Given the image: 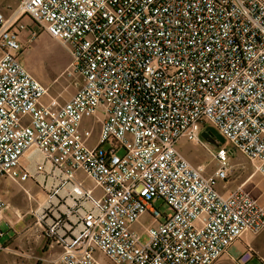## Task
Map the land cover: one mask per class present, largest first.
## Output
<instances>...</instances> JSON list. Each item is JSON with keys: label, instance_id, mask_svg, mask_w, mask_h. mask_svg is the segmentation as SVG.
Here are the masks:
<instances>
[{"label": "built area", "instance_id": "built-area-1", "mask_svg": "<svg viewBox=\"0 0 264 264\" xmlns=\"http://www.w3.org/2000/svg\"><path fill=\"white\" fill-rule=\"evenodd\" d=\"M22 17L70 54L68 101L45 102L20 61V32L26 45L36 35ZM0 49V178L46 194L34 215L59 251L50 264H215L264 230L251 192L217 188L234 152L201 136L214 128L264 179V0H19L15 17L0 13ZM183 140L217 161L214 174ZM255 256L247 246L235 262Z\"/></svg>", "mask_w": 264, "mask_h": 264}, {"label": "rangeland", "instance_id": "rangeland-1", "mask_svg": "<svg viewBox=\"0 0 264 264\" xmlns=\"http://www.w3.org/2000/svg\"><path fill=\"white\" fill-rule=\"evenodd\" d=\"M26 23L28 30L33 31L36 35L34 43L27 44L24 47V51L19 55L20 61L26 66L34 78L49 89V98L47 100L45 99V101H50L52 98L62 103L64 99H67V94L73 90L72 87L75 88L77 80L67 72L72 61L71 56L62 47L60 42L52 39L47 33H43L44 31L31 23L28 18ZM98 135L99 134L96 132L91 143L92 146L97 143ZM217 142L218 141L215 139L213 142H209L214 151L218 150L217 145H219L228 149V152H234L233 154H230L228 178L225 182H218V190L221 193L228 194L239 187H243L245 190L251 192L252 196L258 200V203L264 207V179L258 172L256 165L244 154L233 149L228 141L224 144H217ZM178 147L192 164L195 166L204 165L206 168V174L212 175L218 169L217 161L214 160L213 157L199 144L183 140L179 143ZM28 184L30 183H27V185ZM87 185L93 187L94 183L88 180ZM97 192L98 194L100 193L99 191ZM43 193L41 194V198L44 196ZM154 206L159 209L161 213L168 212L167 207L162 200H157L154 203ZM145 221L149 220L145 219ZM136 230L139 233L143 232L141 226H137ZM251 236V240L253 239V243L257 248V255L264 257V230L257 236ZM148 240V236L143 234L141 237V243L146 244ZM229 253L235 255V248L232 247L229 250ZM257 255L249 264H264L260 261L258 258L259 256ZM6 258L7 256L1 261V263L13 264L12 261L10 262V260H7ZM223 264L235 263L227 261Z\"/></svg>", "mask_w": 264, "mask_h": 264}, {"label": "crops", "instance_id": "crops-1", "mask_svg": "<svg viewBox=\"0 0 264 264\" xmlns=\"http://www.w3.org/2000/svg\"><path fill=\"white\" fill-rule=\"evenodd\" d=\"M18 7L19 0H0V13L6 21L15 17ZM19 22L27 26L26 17L20 18ZM20 39L22 44L26 46V42L31 39L29 31L20 32ZM34 40L31 41V44L34 43ZM3 55L4 53L0 49V59ZM72 89L67 94V99H64L62 103L68 101L75 93L76 88L72 87ZM33 160L41 161V158L32 151L28 152L23 159V163L29 166L32 173L36 169ZM41 180H43L42 177H40ZM27 183L30 184L27 185ZM49 184L51 183L49 182ZM42 193L32 181H28L21 186L9 179L0 178V196L7 203V208L0 213V246L2 248L0 250V264H3L1 261L6 256V259L12 261L13 264H50V261L58 258L59 251L56 248L51 249L49 247L48 241L43 235V230L36 224L34 213L46 199L44 193L43 198H41ZM251 237V235H248L243 240L235 243L233 246L235 255L229 253L215 264H223L227 261L236 264L235 260L246 250L247 246L251 247L257 255V248ZM258 258L264 263V257L259 256Z\"/></svg>", "mask_w": 264, "mask_h": 264}, {"label": "water", "instance_id": "water-1", "mask_svg": "<svg viewBox=\"0 0 264 264\" xmlns=\"http://www.w3.org/2000/svg\"><path fill=\"white\" fill-rule=\"evenodd\" d=\"M202 138L208 142H213L215 139L218 141L220 144L225 143V138L219 134L214 128L208 127L202 134Z\"/></svg>", "mask_w": 264, "mask_h": 264}, {"label": "bare ground", "instance_id": "bare-ground-1", "mask_svg": "<svg viewBox=\"0 0 264 264\" xmlns=\"http://www.w3.org/2000/svg\"><path fill=\"white\" fill-rule=\"evenodd\" d=\"M206 129H207V128H206ZM206 129H205V130H206ZM205 130H204V131H205ZM204 131H203V132H204ZM203 132H202V133H203ZM205 141H206V140H205ZM207 142H208V141H207ZM225 142H226V140H225ZM208 143H209V142H208ZM217 144H220V143L217 142Z\"/></svg>", "mask_w": 264, "mask_h": 264}, {"label": "trees", "instance_id": "trees-1", "mask_svg": "<svg viewBox=\"0 0 264 264\" xmlns=\"http://www.w3.org/2000/svg\"><path fill=\"white\" fill-rule=\"evenodd\" d=\"M226 143V142H225Z\"/></svg>", "mask_w": 264, "mask_h": 264}]
</instances>
